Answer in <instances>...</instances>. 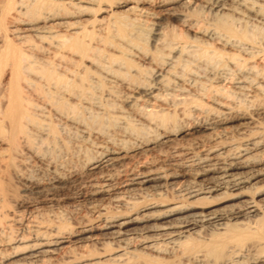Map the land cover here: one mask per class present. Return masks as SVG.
<instances>
[{
  "label": "bare ground",
  "instance_id": "6f19581e",
  "mask_svg": "<svg viewBox=\"0 0 264 264\" xmlns=\"http://www.w3.org/2000/svg\"><path fill=\"white\" fill-rule=\"evenodd\" d=\"M0 264H264V0H0Z\"/></svg>",
  "mask_w": 264,
  "mask_h": 264
},
{
  "label": "rangeland",
  "instance_id": "374dc122",
  "mask_svg": "<svg viewBox=\"0 0 264 264\" xmlns=\"http://www.w3.org/2000/svg\"><path fill=\"white\" fill-rule=\"evenodd\" d=\"M81 202L84 203V205H83ZM81 202H79L78 205L76 204V208H77V207H78V208L75 209L74 211L77 210L78 213H82V214H83V213H87V212H84L85 210L88 211V210H87V209H88V208H87V206H88L87 203H85V201H81ZM86 205H87V206H86ZM84 208H85V209H84ZM79 210H80V211H79Z\"/></svg>",
  "mask_w": 264,
  "mask_h": 264
}]
</instances>
